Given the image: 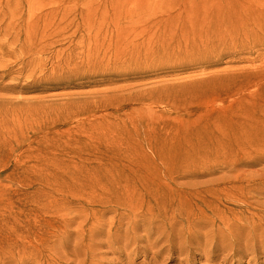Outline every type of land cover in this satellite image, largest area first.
<instances>
[{
  "label": "rangeland",
  "instance_id": "obj_1",
  "mask_svg": "<svg viewBox=\"0 0 264 264\" xmlns=\"http://www.w3.org/2000/svg\"><path fill=\"white\" fill-rule=\"evenodd\" d=\"M191 1L0 0V264H264V140L203 135L238 96L197 89L264 71V35L198 50L154 24Z\"/></svg>",
  "mask_w": 264,
  "mask_h": 264
},
{
  "label": "bare ground",
  "instance_id": "obj_2",
  "mask_svg": "<svg viewBox=\"0 0 264 264\" xmlns=\"http://www.w3.org/2000/svg\"><path fill=\"white\" fill-rule=\"evenodd\" d=\"M191 1V0H190ZM192 2V1H191ZM193 3V2H192ZM210 7L208 0H198L195 4H191L189 7H184L182 12L177 13L172 16V12H165L159 20H156L154 24H159L162 28L165 35H168V31L172 32L176 29L181 30V33L184 34V31L190 30L189 39L187 44L191 43L192 49H205L209 50L210 48H217L226 50L231 44L237 41L241 35H248L247 30L252 32L256 36V31L258 30L262 35H264V21L261 19H248L247 24H241L244 28L235 21V14L232 9H223L222 7L217 6L216 14H208L207 8ZM204 12L203 14L198 13L195 10H200ZM256 15V13H254ZM206 19V20H205ZM205 20V21H204ZM210 38L212 41H210ZM215 39L217 40L215 42ZM163 49L169 51L168 46L163 45ZM189 45L185 47L188 49ZM201 90L202 99L216 100L218 102H224L227 99H232L234 96H238L237 99H233L232 102L237 104L235 115L237 120L229 118L225 113L219 115L213 121V129H209V125L202 127L201 131L203 135L214 134L213 130L218 131L219 136H226L228 133L236 140L238 139H255V140H264V71L255 70H246L243 73L235 74L226 78L218 80H210L208 83H205L201 87L197 88ZM254 90V95L258 94L257 100L259 102L253 103L254 110L244 107L243 100L249 95L252 90ZM216 97H212V95ZM197 98V99H199ZM189 99L186 95L179 101V103H187ZM231 116V115H230ZM242 116V117H241ZM204 117H200L195 121H203ZM205 123H208L205 121ZM56 130V129H55ZM70 133H67V137H71L76 134H81V131L78 130L75 133L68 130ZM61 137V136H60ZM21 142L18 144V147L15 151L9 150L8 155L12 154V157L20 161L23 158V153L21 148ZM5 150L7 151V145L4 144ZM37 158L41 155V152L38 151L34 153ZM12 159V158H11ZM23 160L21 162H23ZM2 177H0L1 180Z\"/></svg>",
  "mask_w": 264,
  "mask_h": 264
}]
</instances>
